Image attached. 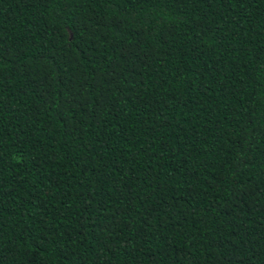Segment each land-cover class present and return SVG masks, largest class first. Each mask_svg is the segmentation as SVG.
<instances>
[{
    "label": "trees",
    "instance_id": "16d2710c",
    "mask_svg": "<svg viewBox=\"0 0 264 264\" xmlns=\"http://www.w3.org/2000/svg\"><path fill=\"white\" fill-rule=\"evenodd\" d=\"M0 264H264V0H0Z\"/></svg>",
    "mask_w": 264,
    "mask_h": 264
}]
</instances>
